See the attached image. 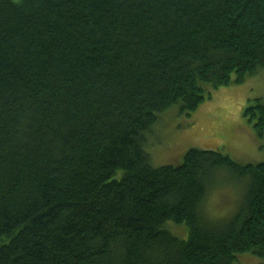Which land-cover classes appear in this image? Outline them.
Instances as JSON below:
<instances>
[{"label": "trees", "instance_id": "16d2710c", "mask_svg": "<svg viewBox=\"0 0 264 264\" xmlns=\"http://www.w3.org/2000/svg\"><path fill=\"white\" fill-rule=\"evenodd\" d=\"M262 70L264 0H0V264L264 260V163L145 150L159 114ZM244 117L264 141V104ZM222 180L244 195L213 222Z\"/></svg>", "mask_w": 264, "mask_h": 264}, {"label": "rangeland", "instance_id": "374dc122", "mask_svg": "<svg viewBox=\"0 0 264 264\" xmlns=\"http://www.w3.org/2000/svg\"><path fill=\"white\" fill-rule=\"evenodd\" d=\"M205 89V100L190 118L180 115L177 106L158 115V125L146 136L145 150L153 168L178 166L190 150L217 151L241 166L264 163V141L257 138L244 117L245 109L255 100L264 104V70L240 85ZM217 185L205 200L207 216L213 222L232 218L244 195L237 184L222 180ZM169 224L172 234L187 237L184 225ZM239 264H264V260L244 255Z\"/></svg>", "mask_w": 264, "mask_h": 264}]
</instances>
